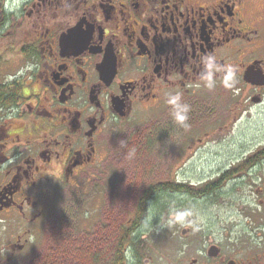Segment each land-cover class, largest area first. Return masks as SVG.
I'll return each mask as SVG.
<instances>
[{
  "label": "flooded vegetation",
  "instance_id": "flooded-vegetation-1",
  "mask_svg": "<svg viewBox=\"0 0 264 264\" xmlns=\"http://www.w3.org/2000/svg\"><path fill=\"white\" fill-rule=\"evenodd\" d=\"M10 8L0 33L26 43L23 65L0 60L5 69L16 66L0 73V225L11 240L17 234L8 245L14 253L46 230L54 186L82 190V176L102 168L113 142L128 134L150 150L185 127L169 96L189 106L187 120L205 110L198 101L241 107L236 121L264 106V0H26ZM209 60L211 87L203 79ZM214 129L191 130L189 143ZM222 168L237 172L203 186L214 182V205L233 207L229 183L251 185L246 175L264 170V146ZM154 184L183 186L160 195L169 203L190 198L184 187L196 188ZM228 234L163 246L158 255L135 247L122 264H264V242Z\"/></svg>",
  "mask_w": 264,
  "mask_h": 264
},
{
  "label": "rangeland",
  "instance_id": "rangeland-1",
  "mask_svg": "<svg viewBox=\"0 0 264 264\" xmlns=\"http://www.w3.org/2000/svg\"><path fill=\"white\" fill-rule=\"evenodd\" d=\"M23 1L26 0L9 3L16 5ZM25 44L12 31L0 33V60L23 65L19 50ZM15 69L16 66L5 69L0 62V73L4 75ZM198 102L205 104V110L191 115L187 127L175 129L166 140L165 134L153 149L144 148L139 138H128L126 134L112 143L100 170L82 176V190L55 185V200L50 205L53 216L46 230L38 233V242L33 236L29 246L14 253V246L8 245L17 242V234L12 231L11 240V230L0 225V264H114L120 248L124 259L131 257L134 246L146 251L145 254L158 255L164 252L163 246H196L213 233L219 238L229 232L233 239L242 235L249 242H264V170L246 175L251 185L235 187L229 183L226 190H232L225 194L233 207L220 203L216 206L213 198H205L184 200L185 205L172 201L170 207L174 210L162 213L160 206L151 204L136 233H126L135 226L138 200L149 185L172 180L201 187L205 181L219 177L223 165L238 162L248 152L264 146V106L251 109L249 117L244 113L236 121L241 107L232 106L229 111L221 102L219 105ZM212 123H216L214 135L210 138L200 135L201 142L197 139L194 144L189 143L191 130L202 131ZM182 143L185 145L178 157L176 151ZM187 144L191 146L189 149ZM132 148L135 156L129 158ZM177 204L181 206L175 208ZM177 212L184 214L183 224L175 222ZM184 229L186 234H182Z\"/></svg>",
  "mask_w": 264,
  "mask_h": 264
},
{
  "label": "trees",
  "instance_id": "trees-1",
  "mask_svg": "<svg viewBox=\"0 0 264 264\" xmlns=\"http://www.w3.org/2000/svg\"><path fill=\"white\" fill-rule=\"evenodd\" d=\"M6 1L7 0H0V28L2 27L4 20L6 18L11 17L10 6L12 4L10 5V3H9V8L7 9L6 8ZM236 172L237 171L223 172L222 175L219 176V178H221V179L227 178V177H229V175L234 174ZM181 188L183 189V186H174V185H168V184H154V185H150L149 187H147L146 191L144 192V194L140 197V199L138 201V205H137L138 210H137V218H136L135 226L129 228L126 233L128 235L136 233L135 231H137V229H138L137 226L141 224V222H142L145 214L147 213L148 209L150 208L151 204L156 205V206L157 205L160 206V212H162V213H166V212L174 210V208L170 207V205L172 204L171 203L172 201H179L180 202L179 204L185 205L184 200H172L169 203L166 200L160 198L161 194L170 195L168 193L170 189L174 190V189H181ZM184 188H185V191L187 192L186 194H188L186 196L190 197L189 199L186 198L185 200L196 201V199H193V197L197 198V197H200L202 195H205V196H203L202 198H199L197 200H202L205 198L212 199L213 198L212 196L216 194V192L214 191L216 188V184L214 182H211L208 185L201 186V187L192 188L190 186H186ZM179 204H177L175 206V208H178L179 206H181ZM125 237H127V235ZM133 243H136L135 240ZM134 247H136L137 248L136 251L139 252V249H140L139 246H134ZM121 249L122 248H120V251L118 253V256H117L114 264H122V262L125 260L123 252ZM123 251H124V248H123Z\"/></svg>",
  "mask_w": 264,
  "mask_h": 264
},
{
  "label": "clouds",
  "instance_id": "clouds-1",
  "mask_svg": "<svg viewBox=\"0 0 264 264\" xmlns=\"http://www.w3.org/2000/svg\"><path fill=\"white\" fill-rule=\"evenodd\" d=\"M206 67H207V72L203 76V79L205 81H208L209 82L208 86L211 87L213 86L212 81H213V72L215 70V66L211 63V60H209ZM226 75L231 76V72L230 71L226 72ZM228 83H231V80H229ZM179 99H180L179 94L175 96H169L167 103L174 105V111H173L174 120L177 123L182 124L185 127H187V125L185 124V121L188 119L187 112H188L189 106L187 104L178 103ZM128 156L129 158L135 156V148L130 149ZM183 216L184 214L177 212L175 215V222H179L183 224L184 223Z\"/></svg>",
  "mask_w": 264,
  "mask_h": 264
},
{
  "label": "water",
  "instance_id": "water-1",
  "mask_svg": "<svg viewBox=\"0 0 264 264\" xmlns=\"http://www.w3.org/2000/svg\"><path fill=\"white\" fill-rule=\"evenodd\" d=\"M263 84H264V82H263ZM186 233H187L186 229L182 230V234H186Z\"/></svg>",
  "mask_w": 264,
  "mask_h": 264
}]
</instances>
